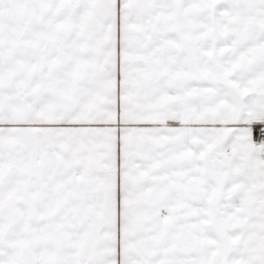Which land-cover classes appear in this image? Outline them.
<instances>
[{
    "label": "snow or ice",
    "instance_id": "1",
    "mask_svg": "<svg viewBox=\"0 0 264 264\" xmlns=\"http://www.w3.org/2000/svg\"><path fill=\"white\" fill-rule=\"evenodd\" d=\"M0 264H264V0H0Z\"/></svg>",
    "mask_w": 264,
    "mask_h": 264
},
{
    "label": "built area",
    "instance_id": "2",
    "mask_svg": "<svg viewBox=\"0 0 264 264\" xmlns=\"http://www.w3.org/2000/svg\"><path fill=\"white\" fill-rule=\"evenodd\" d=\"M257 139H258V137H257Z\"/></svg>",
    "mask_w": 264,
    "mask_h": 264
}]
</instances>
